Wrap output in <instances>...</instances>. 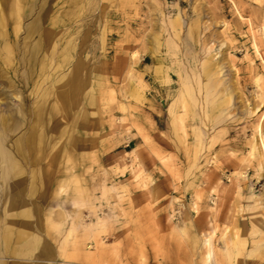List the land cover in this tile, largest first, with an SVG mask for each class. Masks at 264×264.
<instances>
[{
	"label": "rangeland",
	"instance_id": "rangeland-1",
	"mask_svg": "<svg viewBox=\"0 0 264 264\" xmlns=\"http://www.w3.org/2000/svg\"><path fill=\"white\" fill-rule=\"evenodd\" d=\"M2 67L57 164L1 263L264 264V0H0Z\"/></svg>",
	"mask_w": 264,
	"mask_h": 264
},
{
	"label": "crops",
	"instance_id": "crops-1",
	"mask_svg": "<svg viewBox=\"0 0 264 264\" xmlns=\"http://www.w3.org/2000/svg\"><path fill=\"white\" fill-rule=\"evenodd\" d=\"M8 42L9 40L6 41L4 46V51L6 52H9L11 50V46ZM6 61L8 62V60ZM6 61H4V65H6ZM158 68V70L162 71L160 67ZM4 72V67L0 68V73ZM228 90L229 88L226 89L227 92ZM10 95L8 94V99H11L10 101L13 104L17 102V105H19L18 114L22 115L23 108L20 92H15V94H13L17 97L16 101L14 99L12 100V97L10 98ZM18 123H20V120L12 119L11 116L6 117L3 114L0 124V132L3 133H0V140L1 138L4 139L6 136H8L7 133H5L6 130H11L17 127L19 125ZM19 149L20 150L18 151L15 147L14 152H19L20 155L19 157L15 156L13 158L10 155L7 156V154L12 153V150L7 146L0 145V155L4 154L3 156H1L2 158H0V181L2 182L4 198L3 202L0 205V254H5L6 251L10 248L9 244H12L14 236L17 237V241H20L26 236L28 230L32 229L31 227L33 224L29 223V218L35 217L39 221V209L37 208V205L33 206L32 202L28 199V194L30 193V196H34L36 192V183L38 181L44 182L46 179H53V173H51L50 175L43 174L41 170L39 171V168H43V166L47 164L50 169H54L57 164L55 161L47 163L44 161L28 162L27 158L21 155L26 151L27 148L21 146L19 147ZM27 184H29L28 189ZM16 227L18 229L17 232L14 231V228ZM26 248L27 246L21 247V253H24L26 251ZM36 255L37 259L38 257L39 259H41V257L43 258V256L46 255L53 256V252L50 251V249H47L43 250L42 253L40 252ZM0 264L4 263L0 262ZM33 264L42 263L36 262Z\"/></svg>",
	"mask_w": 264,
	"mask_h": 264
},
{
	"label": "bare ground",
	"instance_id": "bare-ground-1",
	"mask_svg": "<svg viewBox=\"0 0 264 264\" xmlns=\"http://www.w3.org/2000/svg\"><path fill=\"white\" fill-rule=\"evenodd\" d=\"M178 19V18H177ZM53 27V26H52ZM182 28V27H181ZM185 47V46H184ZM184 57V56H183ZM197 57V56H196ZM7 62V61H6ZM192 67V66H191ZM222 68V67H221ZM217 69V68H216ZM1 72H3V71H1ZM202 73V72H201ZM195 76V75H194ZM195 78V77H194ZM205 79V78H204ZM216 79V78H215ZM201 80V79H200ZM220 81V80H219ZM201 82V81H200ZM217 83V82H216ZM214 85V84H213ZM191 87V86H190ZM212 88V85L211 86H208V88H207V91H206V93H205V95H206V99H207V101H208V103L209 102H211L212 100H214V98H216V94H213V92H211V90H213V89H211ZM217 89V88H216ZM215 90V89H214ZM191 91V90H190ZM204 91H205V89H204ZM203 91V92H204ZM190 93V92H189ZM13 94H14V92H13ZM192 94V93H191ZM204 95V94H203ZM19 96V95H18ZM233 96V95H232ZM12 97V100L14 99L15 101H16V99H17V97L15 96V97H13V95H10V98ZM205 97V96H204ZM231 97V96H230ZM229 99H231V98H229ZM11 100V99H10ZM8 101H9V99H8ZM16 103V102H15ZM3 105V104H2ZM1 103H0V110H1ZM209 105V104H208ZM9 106V105H8ZM5 107V109L4 110H1L0 111V124H1V120H2V115L5 113V111L6 110H8L7 108H6V106H4ZM7 113V112H6ZM1 133V132H0ZM2 158V157H1ZM0 161H1V159H0ZM261 246V245H260ZM252 253V252H251Z\"/></svg>",
	"mask_w": 264,
	"mask_h": 264
}]
</instances>
